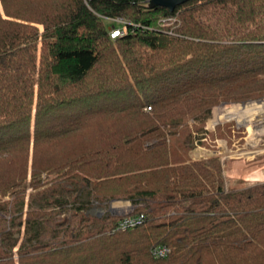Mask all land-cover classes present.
<instances>
[{"label":"trees","instance_id":"16d2710c","mask_svg":"<svg viewBox=\"0 0 264 264\" xmlns=\"http://www.w3.org/2000/svg\"><path fill=\"white\" fill-rule=\"evenodd\" d=\"M262 96L264 0H0V264H264V183L228 192L190 154L214 106ZM77 189L145 219L67 208Z\"/></svg>","mask_w":264,"mask_h":264},{"label":"rangeland","instance_id":"374dc122","mask_svg":"<svg viewBox=\"0 0 264 264\" xmlns=\"http://www.w3.org/2000/svg\"><path fill=\"white\" fill-rule=\"evenodd\" d=\"M123 21L125 20L122 18H111L108 24L114 22L116 25L112 24L110 30L113 26L124 28L125 25L123 24ZM163 24L168 26V24H170V19L168 21L165 20ZM261 102H264V96L261 98L249 99L244 102H221L214 106L212 109V115L205 124L206 132L203 144L197 145L190 153L193 159L208 158L215 155L220 157L225 189L228 192L231 188L240 190L250 185L264 183V180L251 181L243 177H237L230 181L227 178L225 171V162L228 158H238L242 156L241 158L243 159H241V161H246L249 158L258 162L256 161L257 158L264 157V126L251 123L250 121L242 124L235 117H222L221 119H217V114L226 112L231 107H238V109H241L245 105L251 103H254L257 106L256 110H258L261 109L259 108L262 105ZM247 136L249 137L248 141ZM260 171L264 173V165L260 167ZM52 190L53 188L49 184L40 190H32V188H29L26 195L27 202H30L31 205L36 207L44 205L48 200L46 196L53 197V195H51ZM56 193L57 192L54 193V196H56ZM72 193L75 195L74 199L76 201H68L66 203L67 208H72L90 201V208L86 209V211L87 213L98 217H104L109 213L118 216L128 215V213L133 211L138 205L144 204L135 203L132 200L121 199L97 201L92 196H88L83 189L73 190ZM60 217L63 218L64 215H61Z\"/></svg>","mask_w":264,"mask_h":264},{"label":"bare ground","instance_id":"6f19581e","mask_svg":"<svg viewBox=\"0 0 264 264\" xmlns=\"http://www.w3.org/2000/svg\"><path fill=\"white\" fill-rule=\"evenodd\" d=\"M261 104V107H259L261 109L258 110H256L257 106L254 103L245 105L241 109H238V107H231L226 112L217 114V119H221L222 117H235L242 124L250 121L251 123L264 126V102H261ZM241 157L228 158L226 160L225 171L227 178L230 181L237 177H243L251 181L264 180V173L260 171V167L264 165V157L258 162L249 158L246 161H241V159H243Z\"/></svg>","mask_w":264,"mask_h":264},{"label":"built area","instance_id":"2783aa9c","mask_svg":"<svg viewBox=\"0 0 264 264\" xmlns=\"http://www.w3.org/2000/svg\"><path fill=\"white\" fill-rule=\"evenodd\" d=\"M123 24L125 25L124 28L113 26V28L110 30L112 38L123 36L128 32V22L123 21ZM144 219L145 215L143 213L124 215V217L118 222V227L122 230L135 227L143 223ZM169 252V247L162 245L154 248L153 255L157 258H163L166 257Z\"/></svg>","mask_w":264,"mask_h":264},{"label":"water","instance_id":"95a60500","mask_svg":"<svg viewBox=\"0 0 264 264\" xmlns=\"http://www.w3.org/2000/svg\"><path fill=\"white\" fill-rule=\"evenodd\" d=\"M189 0H148L149 6L154 7V6H164L169 8L170 10H174V8L177 5L183 4ZM261 101V100H260ZM258 101V102H260ZM262 158H257L256 161L261 160ZM255 161V160H254ZM226 177V176H225ZM236 189L231 188L230 191H235ZM237 191V190H236Z\"/></svg>","mask_w":264,"mask_h":264}]
</instances>
